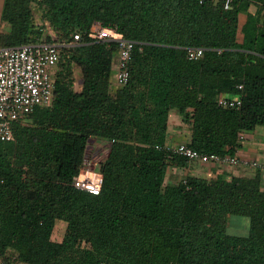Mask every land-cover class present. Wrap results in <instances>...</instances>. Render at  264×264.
Instances as JSON below:
<instances>
[{"label": "trees", "instance_id": "16d2710c", "mask_svg": "<svg viewBox=\"0 0 264 264\" xmlns=\"http://www.w3.org/2000/svg\"><path fill=\"white\" fill-rule=\"evenodd\" d=\"M32 0H5L1 46L35 42L42 31ZM48 25L65 49L51 106L14 125L0 141V258L26 264H264V177L239 168L187 175L166 184L172 167L194 161L169 155V120L180 116L203 154L235 155L247 132L264 126V0H43ZM247 21L240 25V14ZM264 16V15H263ZM94 25L139 42L131 79L114 95V43L89 42ZM52 41L51 37H45ZM61 41V42H62ZM188 47L205 48L200 60ZM83 73L74 89L73 65ZM244 86L241 109L217 104ZM30 121V122H26ZM115 139L98 171L99 195L73 179L87 166L92 136ZM243 135L244 139H240ZM207 165V164H205ZM214 165V164H213ZM223 168V169H222ZM233 216L249 219L245 236L229 234ZM59 222L62 241L52 240Z\"/></svg>", "mask_w": 264, "mask_h": 264}, {"label": "built area", "instance_id": "2783aa9c", "mask_svg": "<svg viewBox=\"0 0 264 264\" xmlns=\"http://www.w3.org/2000/svg\"><path fill=\"white\" fill-rule=\"evenodd\" d=\"M206 0H199L204 3ZM224 8L230 9L234 0H223ZM89 42L114 43L117 47L115 82L118 87L127 86L131 79L130 62L139 42L127 39L117 28L94 25L86 33ZM85 39L82 32L73 34L70 41H47L45 37L35 42L9 47L0 45V141L14 142V125L29 117L38 107L51 106L55 96V72L65 49L73 48ZM206 49L188 47L187 58L191 61L203 58ZM238 93L224 94L217 98L220 107L239 110L245 97L244 86L239 85ZM240 139H244L241 135ZM169 155L185 157L201 164H214L230 168H249L264 171V161L245 160L238 154L220 156L203 154L186 143L157 145ZM104 177L98 170L83 168L72 185L82 191L99 195ZM0 264H17L14 260L0 258Z\"/></svg>", "mask_w": 264, "mask_h": 264}, {"label": "rangeland", "instance_id": "374dc122", "mask_svg": "<svg viewBox=\"0 0 264 264\" xmlns=\"http://www.w3.org/2000/svg\"><path fill=\"white\" fill-rule=\"evenodd\" d=\"M43 0H32L30 4L31 14L35 20V23L39 26L40 30L42 31V36L46 38L49 36L51 37L52 41L60 42L62 41V37L56 33L47 23L45 12L42 7ZM5 0H0V34L4 35L10 31V25L2 20V13L4 7ZM264 10L261 16L262 21L264 22ZM73 75H74V89L77 92L82 91L83 87V73L81 68L78 65H73ZM115 75V72H114ZM113 75L112 84L110 91L114 95L118 90L121 88L115 82V78ZM30 122V121H26ZM262 130V127L257 128V131ZM116 142L115 139H108L102 136L94 135L90 139V143L87 149V168H90L94 171L98 170L100 164L105 161L107 158L112 144ZM212 166L216 167L213 164H201L199 162H194L189 171L184 170V168H180V172H175L173 175L171 173V177L168 178L166 184H178L183 178L187 175H194V174H206L211 171H219L220 168H213ZM228 168V167H226ZM223 169V168H222ZM176 170V169H174ZM264 177V171H259ZM67 224L64 222H59L53 232L52 240L56 242L62 241ZM227 232L229 234L238 235V236H245L249 233V219L246 217L241 216H233L231 218L230 226L227 228ZM17 264H26L19 262Z\"/></svg>", "mask_w": 264, "mask_h": 264}, {"label": "crops", "instance_id": "0c3cea01", "mask_svg": "<svg viewBox=\"0 0 264 264\" xmlns=\"http://www.w3.org/2000/svg\"><path fill=\"white\" fill-rule=\"evenodd\" d=\"M247 21V14H240V25ZM262 127V130L257 131V128ZM254 131L245 134L246 139L242 142V146L238 149L237 154L245 160L258 159L264 161V126H259ZM192 134L189 125H186L180 116H173L169 120L168 127V143L173 145L187 143ZM176 169V170H174ZM180 167H172L169 171L168 178L175 172H180ZM187 171H189L187 169ZM238 175H246L254 170L249 168H241L237 170Z\"/></svg>", "mask_w": 264, "mask_h": 264}]
</instances>
